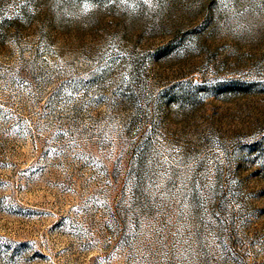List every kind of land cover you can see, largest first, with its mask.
Instances as JSON below:
<instances>
[{
  "label": "rangeland",
  "instance_id": "rangeland-1",
  "mask_svg": "<svg viewBox=\"0 0 264 264\" xmlns=\"http://www.w3.org/2000/svg\"><path fill=\"white\" fill-rule=\"evenodd\" d=\"M0 264H264V0H0Z\"/></svg>",
  "mask_w": 264,
  "mask_h": 264
}]
</instances>
